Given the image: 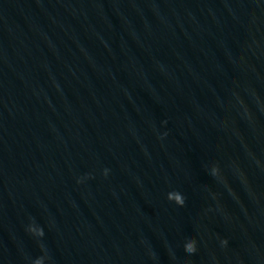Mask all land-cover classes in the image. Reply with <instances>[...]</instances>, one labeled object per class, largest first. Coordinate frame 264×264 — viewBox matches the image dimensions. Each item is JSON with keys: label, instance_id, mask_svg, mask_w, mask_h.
<instances>
[{"label": "water", "instance_id": "water-1", "mask_svg": "<svg viewBox=\"0 0 264 264\" xmlns=\"http://www.w3.org/2000/svg\"><path fill=\"white\" fill-rule=\"evenodd\" d=\"M0 264H264V0H0Z\"/></svg>", "mask_w": 264, "mask_h": 264}, {"label": "clouds", "instance_id": "clouds-1", "mask_svg": "<svg viewBox=\"0 0 264 264\" xmlns=\"http://www.w3.org/2000/svg\"><path fill=\"white\" fill-rule=\"evenodd\" d=\"M225 243H226V241H225ZM188 251H189V252H195V248L192 247V246H189Z\"/></svg>", "mask_w": 264, "mask_h": 264}]
</instances>
